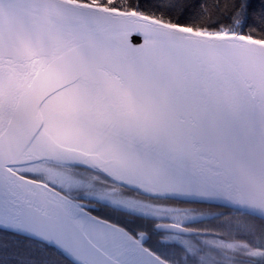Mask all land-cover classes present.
Returning <instances> with one entry per match:
<instances>
[{"label":"snow or ice","instance_id":"snow-or-ice-1","mask_svg":"<svg viewBox=\"0 0 264 264\" xmlns=\"http://www.w3.org/2000/svg\"><path fill=\"white\" fill-rule=\"evenodd\" d=\"M0 264H264V0H0Z\"/></svg>","mask_w":264,"mask_h":264}]
</instances>
